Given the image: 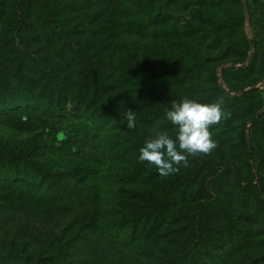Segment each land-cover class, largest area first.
<instances>
[{
    "label": "rangeland",
    "instance_id": "obj_1",
    "mask_svg": "<svg viewBox=\"0 0 264 264\" xmlns=\"http://www.w3.org/2000/svg\"><path fill=\"white\" fill-rule=\"evenodd\" d=\"M230 2L227 15L237 21L236 29L240 28L223 39L222 45L211 47L208 56L192 67L196 80L191 84L198 94L187 96L206 104L224 101L220 123L210 128L218 147L209 154L190 156L187 167L181 165L168 176H161L147 162L136 167L141 174L134 182L141 186L139 191L157 195L162 184L184 175L186 169L190 174L195 167L193 179L187 180L190 186L182 187L186 210L180 208L179 201L168 200L156 227L141 225L134 238H130L128 224L108 233L104 229L108 220H116L112 216L115 210L106 212L108 195H126L123 191L129 189L124 175L113 170L121 165V153L110 144L111 139L128 137L139 156L145 140L157 131L176 136V128L166 119L163 109L166 98L162 94L166 89H158L157 80L153 93L143 86L139 96L141 102L153 100L152 116L149 111L137 113L134 129L126 127V117H91L96 107L78 111L70 102L60 105L45 101L43 107L49 104L45 111L34 104H21V108L0 113V153L5 157L0 188L8 187L0 197L11 195L0 202V257L10 243H20L24 238L30 244L48 245L51 251L56 248L61 264H165V252L172 249L175 257L170 264H264V0ZM198 8L203 6L190 2L188 11L175 12L176 20L182 19L178 25L192 23ZM215 10L222 14V8ZM190 36L195 39L196 35L191 32ZM141 77L147 75L143 73ZM225 107H235L236 116L223 126V117L228 113ZM253 127L258 142L254 144ZM8 160L13 161L11 166ZM219 161L225 165L219 166ZM207 163L223 176L228 171V194L222 196V202L229 199V204L207 203L217 186L214 181L218 183L217 177L209 178L201 187L199 170ZM234 178L239 185L232 183ZM53 186L64 201H50L47 191ZM192 196L200 198L201 210L219 216L215 226L224 220L233 219L232 223L217 231H207L204 226L208 235L196 238L194 214L188 205ZM102 199L107 201L105 206L100 203ZM88 206L100 209L86 213ZM85 216V225L91 230L79 225ZM197 239L202 245L189 259L182 260L175 254L186 244L194 245ZM18 251L9 256L10 264H22L31 249Z\"/></svg>",
    "mask_w": 264,
    "mask_h": 264
},
{
    "label": "trees",
    "instance_id": "obj_2",
    "mask_svg": "<svg viewBox=\"0 0 264 264\" xmlns=\"http://www.w3.org/2000/svg\"><path fill=\"white\" fill-rule=\"evenodd\" d=\"M190 2L203 8H198L192 23L179 26L182 19L176 20L174 13L188 11ZM217 7L222 8V14L215 10ZM230 7V0H0V113L21 108V104H34L46 111L49 104L43 107L44 102L54 101L60 105L70 102L78 111L96 107L98 109L91 112V117L95 118H124L129 109L136 116L140 111H149L152 116L153 100L141 102L139 96L143 86L149 94L155 91L154 80L158 89H166L162 94L166 98L165 111L172 100L180 101L190 94H198L196 86L191 84L196 80L192 67L200 58L208 56L211 47L222 45L223 39L240 28L236 29L237 21L227 15ZM191 32L196 35L195 39L190 36ZM143 73L147 77L142 78ZM225 108L228 113L223 117V126L236 116L235 107ZM256 125V121L253 122V126ZM254 127L253 144L257 142ZM110 144L121 153V165L113 170L124 175L129 189L123 191L126 195H108L106 212L115 210L112 216H116V220L107 221L104 227L107 233L128 224L132 230L130 238H134L141 225L155 228L167 209L168 200L179 201L180 208L186 210V193L182 187L190 186L187 180L193 179L191 174L196 171L195 167L190 174L186 169L184 175L162 184L160 195L139 191L141 186L134 184L141 176L136 168L141 164L133 149L136 145L120 135L111 139ZM2 160L5 157L0 153V170ZM12 163L7 162L9 166ZM213 169L215 167L207 163L206 168L199 170L201 187L209 178L217 177L218 181H214L216 189L206 202L227 205L229 199L222 202V196L228 194V171L223 176ZM232 183L239 185L237 179ZM7 188H0V196ZM47 193L52 202L64 201L54 186ZM9 197L10 194L0 197V202ZM199 200L192 196L188 202L194 214L196 238L208 235L204 226L207 231H217L220 226L227 228L232 223L233 219L224 220L219 227L215 226L219 216L210 210H201ZM100 203L105 206L107 201L102 199ZM94 206H88L85 212L100 209ZM87 216L80 219L79 225L91 230V226L85 225ZM95 216H91L90 223ZM21 240L3 249L5 255L0 257V264H10L9 256L18 249H31L22 264H61L56 248L51 251L48 245ZM201 245L197 239L194 245L186 244L175 254L182 260L189 259ZM174 252L175 249L165 252V264H170Z\"/></svg>",
    "mask_w": 264,
    "mask_h": 264
},
{
    "label": "clouds",
    "instance_id": "obj_3",
    "mask_svg": "<svg viewBox=\"0 0 264 264\" xmlns=\"http://www.w3.org/2000/svg\"><path fill=\"white\" fill-rule=\"evenodd\" d=\"M222 99L215 103H199L183 97L172 100L171 107L165 108L166 119L176 128L172 138L167 131H157L145 140L139 149V161L154 165L161 176H168L188 166V158L209 154L218 147L212 138L210 128L220 123L223 116ZM128 129L136 126V114L130 109L125 112ZM121 123H124L122 120Z\"/></svg>",
    "mask_w": 264,
    "mask_h": 264
},
{
    "label": "water",
    "instance_id": "obj_4",
    "mask_svg": "<svg viewBox=\"0 0 264 264\" xmlns=\"http://www.w3.org/2000/svg\"><path fill=\"white\" fill-rule=\"evenodd\" d=\"M247 12V11H246Z\"/></svg>",
    "mask_w": 264,
    "mask_h": 264
}]
</instances>
